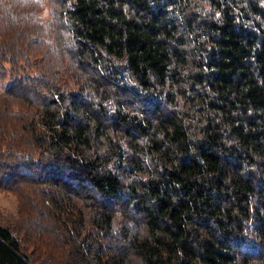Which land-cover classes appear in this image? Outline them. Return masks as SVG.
Instances as JSON below:
<instances>
[{
    "label": "trees",
    "instance_id": "obj_1",
    "mask_svg": "<svg viewBox=\"0 0 264 264\" xmlns=\"http://www.w3.org/2000/svg\"><path fill=\"white\" fill-rule=\"evenodd\" d=\"M0 189L54 263L264 264V0H0Z\"/></svg>",
    "mask_w": 264,
    "mask_h": 264
},
{
    "label": "rangeland",
    "instance_id": "obj_2",
    "mask_svg": "<svg viewBox=\"0 0 264 264\" xmlns=\"http://www.w3.org/2000/svg\"><path fill=\"white\" fill-rule=\"evenodd\" d=\"M37 211L29 200H19L14 194L0 189V221L15 228L23 227L19 235L35 264H58L50 259L62 257L65 240L51 225H45ZM30 221L32 224L27 226Z\"/></svg>",
    "mask_w": 264,
    "mask_h": 264
},
{
    "label": "snow or ice",
    "instance_id": "obj_3",
    "mask_svg": "<svg viewBox=\"0 0 264 264\" xmlns=\"http://www.w3.org/2000/svg\"><path fill=\"white\" fill-rule=\"evenodd\" d=\"M217 15H219V14L217 13Z\"/></svg>",
    "mask_w": 264,
    "mask_h": 264
}]
</instances>
